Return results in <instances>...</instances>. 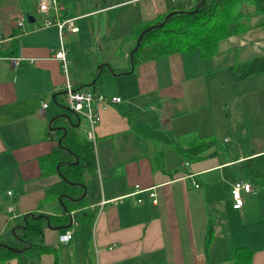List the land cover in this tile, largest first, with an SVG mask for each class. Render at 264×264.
Wrapping results in <instances>:
<instances>
[{
	"label": "crops",
	"instance_id": "crops-1",
	"mask_svg": "<svg viewBox=\"0 0 264 264\" xmlns=\"http://www.w3.org/2000/svg\"><path fill=\"white\" fill-rule=\"evenodd\" d=\"M184 1L179 7L176 0H58L62 17L78 28L64 35L67 74L54 58L58 29L44 26L41 0L0 1V241L16 240L29 212L65 211L61 198L46 192L60 176L44 174L41 166L43 156L59 149L54 118L67 113L75 120L57 104L56 93L65 95L67 82L93 90L88 84L98 71L96 91L122 99L101 111L90 140L96 169L86 173L87 205L71 212L67 228L44 229L45 243L56 249L33 264H264V177L257 176L264 171V72L243 80L231 73V66L264 56L261 16L242 33L252 47L246 59L234 35L208 59L199 50L180 52L131 71L134 27L186 8L190 1ZM116 40L123 41L118 58L105 53ZM20 55L15 66L12 59ZM216 60L223 64L214 66ZM110 83L115 90H106ZM196 137L216 138L222 148L188 162L171 146L188 147ZM160 147L163 167L154 162ZM237 164L241 168L229 171ZM237 180L253 187L243 193L240 209L232 198ZM68 230L72 238L61 241Z\"/></svg>",
	"mask_w": 264,
	"mask_h": 264
},
{
	"label": "trees",
	"instance_id": "trees-1",
	"mask_svg": "<svg viewBox=\"0 0 264 264\" xmlns=\"http://www.w3.org/2000/svg\"><path fill=\"white\" fill-rule=\"evenodd\" d=\"M201 2L202 0H190L184 9H170L154 19L136 25L131 34L132 49L136 47L139 35L142 32L144 34L134 52V67L158 57L180 52L193 53L197 50L201 52L203 58L208 59L219 51L220 42L249 31L254 26L255 18L264 13V0ZM199 4V8L194 11ZM262 72H264V56L231 66L235 80H243ZM98 74L97 71L93 78L96 81L92 80L93 83L88 84L94 91L98 90L100 82ZM63 95L64 92L56 93V102L61 107L68 108ZM122 113L132 119L130 111H122ZM77 124L78 120H73L71 116L69 120L63 115L56 116L52 127L59 136V149L41 158L44 174L54 172L60 176V181L50 186L46 192L49 197L61 198L64 213L43 215L39 210H35L25 214L24 224L18 227L20 233L17 239L0 241V264L12 259H16L18 264H33L43 254L54 252L56 248L45 243L44 229L47 226L67 228L71 225V212L87 205V195H84L86 173L95 171L96 158L92 141L86 134L80 132ZM171 146L176 148L188 162L215 155L222 148L216 138L198 137L191 141L188 147L174 142ZM213 147H215L214 151L207 153V150ZM164 151V148L160 147L154 157L155 164L160 167H163ZM257 176L264 177V171L259 172ZM212 233L210 226L207 243H210Z\"/></svg>",
	"mask_w": 264,
	"mask_h": 264
},
{
	"label": "built area",
	"instance_id": "built-area-1",
	"mask_svg": "<svg viewBox=\"0 0 264 264\" xmlns=\"http://www.w3.org/2000/svg\"><path fill=\"white\" fill-rule=\"evenodd\" d=\"M40 11L46 15L44 18V26H56L58 29L60 47L54 53V58L59 60L61 63L62 70L67 74L68 69V50L64 42V35L66 31L72 33L77 32L78 28L74 25L73 18H63V6L58 2V0H41ZM53 14V15H51ZM18 25L22 26L23 21L19 20ZM22 60V56L15 57L12 62L15 66H18ZM65 103L78 117L84 118L87 126V137L89 140H95V127L100 122V113L102 110L107 109L112 104H118L122 102V99L118 96L109 97L103 92L93 91L90 89H76L68 82L65 85ZM47 107V103L42 104V110ZM196 187H199L197 182L194 183ZM253 192V187L250 183L244 180H237L233 184L232 198L234 200L233 207L235 209H240L243 206L244 199L243 193ZM10 193V192H9ZM154 198V202L157 200L155 198V193H151ZM106 202V201H105ZM103 202V203H105ZM141 202V200H139ZM15 206L11 205L8 207V212L15 213ZM72 238L71 230H68L64 235L60 236V240L63 242H68Z\"/></svg>",
	"mask_w": 264,
	"mask_h": 264
},
{
	"label": "rangeland",
	"instance_id": "rangeland-1",
	"mask_svg": "<svg viewBox=\"0 0 264 264\" xmlns=\"http://www.w3.org/2000/svg\"><path fill=\"white\" fill-rule=\"evenodd\" d=\"M177 1V4H179V7L180 6H182V5H184V3H185V1L184 0H176ZM187 1V0H186ZM190 1V0H189ZM261 17H260V21H263L264 22V13L263 14H261L260 15ZM245 35H237V36H234V38L232 39V38H230V40L232 39V41H234V43L236 42V41H238L239 42V45H242L243 47H241L242 48V57H243V59H246V58H248V55H246V52H247V54H249V52H250V50H249V48H251L252 49V47L250 46V45H248V41H246V40H244L245 39ZM118 40V39H117ZM117 40L116 41H114V43H112L113 44V49H112V52L111 51H106L105 53H107L108 52V54L110 55V56H119L120 54H121V50L119 49V47L121 46V44H122V42L123 41H118L117 42ZM228 42V41H227ZM245 49H247V50H245ZM90 51H91V53H92V56H94V57H97L98 55H100L99 53H98V51H92V49H90ZM116 57L114 58V60L116 59ZM118 58V57H117ZM117 61H119V60H117ZM116 61V62H117ZM127 61V64H126V66H128L129 64H128V60H126ZM115 64H117V63H115ZM221 64H223L222 63V61H220V60H216L214 63H213V65L214 66H216V67H218V66H220ZM101 66H102V64H99V65H97V70H99V69H101ZM118 69V68H117ZM100 84H98V86H99ZM107 87H108V89H111V90H115L114 89V84H112V83H110V85L109 84H107L106 85V90H108L107 89ZM121 93H126L125 91H120ZM71 115L74 117V119H78V116L76 115V114H74V113H72L71 112ZM80 120L82 121L81 122V124L79 125V129H80V132L82 133V134H86L87 133V126H86V121L84 120V118H80ZM262 160H259L260 162H259V165L261 166L263 163H264V157L263 158H261ZM238 168H241V165L240 164H237V165H235L234 167H232V168H228L229 169V171H231L232 169H238Z\"/></svg>",
	"mask_w": 264,
	"mask_h": 264
},
{
	"label": "water",
	"instance_id": "water-1",
	"mask_svg": "<svg viewBox=\"0 0 264 264\" xmlns=\"http://www.w3.org/2000/svg\"><path fill=\"white\" fill-rule=\"evenodd\" d=\"M205 0H202V2L201 3H203ZM200 3V4H201ZM200 4L197 6V8L194 10V11H196L198 8H199V6H200ZM194 11H185V12H188V13H192V12H194ZM168 17V16H167ZM167 17H166V19H167ZM29 19H31L30 17H28ZM34 19H32V21H33ZM151 28V27H150ZM143 34H144V32H142L140 35H139V37H138V39H137V43H136V47L134 48V49H132V51H131V53H130V62H131V65H132V69H131V71H133V69H134V64H133V56H134V52H135V50H136V48L138 47V45L140 44V41H141V39H142V37H143ZM111 70V72L113 73V74H115V72L114 71H112V69H110ZM128 72H124L123 74H127ZM96 80H93V82H95ZM63 108H65L67 111H69V112H72V113H74L72 110H70V108L68 107H63ZM75 114V113H74ZM63 116H65L68 120H69V118H70V115L69 114H67V113H65V114H62ZM78 120L80 121V119H79V117H78ZM79 125V124H78ZM77 125V126H78ZM72 219V218H71Z\"/></svg>",
	"mask_w": 264,
	"mask_h": 264
}]
</instances>
